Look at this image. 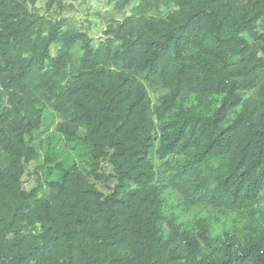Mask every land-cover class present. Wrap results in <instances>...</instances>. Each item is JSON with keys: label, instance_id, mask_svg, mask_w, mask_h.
<instances>
[{"label": "trees", "instance_id": "obj_1", "mask_svg": "<svg viewBox=\"0 0 264 264\" xmlns=\"http://www.w3.org/2000/svg\"><path fill=\"white\" fill-rule=\"evenodd\" d=\"M27 1L0 0V264H264V0H135L97 43ZM46 107L84 165L25 190Z\"/></svg>", "mask_w": 264, "mask_h": 264}, {"label": "rangeland", "instance_id": "obj_2", "mask_svg": "<svg viewBox=\"0 0 264 264\" xmlns=\"http://www.w3.org/2000/svg\"><path fill=\"white\" fill-rule=\"evenodd\" d=\"M27 7L38 13L44 19L61 23V30L70 29L85 32L92 38L94 43L105 38L104 31L113 21H121L131 13L136 5L135 0H129L123 4L121 0H35L27 1ZM166 9L160 11L163 15ZM57 44L52 45L51 54L54 55ZM264 57V55H263ZM57 119L55 113L48 107L43 110L41 127L31 137H27V144L34 147L38 153V159L28 165L23 175V188L31 190L36 187L37 180L41 178V169L44 155L48 151H54L58 159L65 165L74 162L76 165H84L83 150L80 143L66 142L55 130ZM106 172H111L107 164H101ZM97 187L103 192L111 191L114 185L110 182H97ZM47 190L44 186L43 191ZM164 212L166 215L177 216L184 222L192 225L198 220L210 228L212 234H218L223 230H230L233 219L247 222V217L240 214L223 215L206 206H196L190 210L183 209L180 200L175 194L167 191L165 195Z\"/></svg>", "mask_w": 264, "mask_h": 264}]
</instances>
